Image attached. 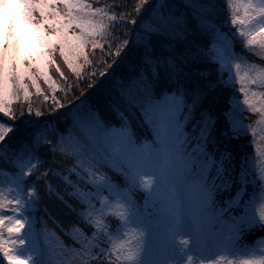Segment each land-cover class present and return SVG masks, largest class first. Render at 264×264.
Listing matches in <instances>:
<instances>
[{
    "label": "snow or ice",
    "instance_id": "obj_1",
    "mask_svg": "<svg viewBox=\"0 0 264 264\" xmlns=\"http://www.w3.org/2000/svg\"><path fill=\"white\" fill-rule=\"evenodd\" d=\"M18 4V18L0 20V162L9 177L0 186V264H51L23 252L21 234L24 212L51 218L50 200L83 226L68 233L79 264H264V148L256 147L257 177L236 105L225 102L218 114L203 107L229 83L227 72L264 125V92L251 87L264 88V68L245 58H264V0ZM89 45L98 59H89ZM30 89L47 107L33 109ZM98 95L116 97L119 124L101 117ZM131 118L149 127L151 143H138ZM108 171L123 177L122 188ZM250 186L258 197L246 198ZM141 189L138 206L132 194Z\"/></svg>",
    "mask_w": 264,
    "mask_h": 264
},
{
    "label": "trees",
    "instance_id": "obj_2",
    "mask_svg": "<svg viewBox=\"0 0 264 264\" xmlns=\"http://www.w3.org/2000/svg\"><path fill=\"white\" fill-rule=\"evenodd\" d=\"M89 4L93 6V8H99L103 7L105 4L111 3V0H88ZM127 2L131 5L137 2V0H127ZM239 2V0H238ZM241 12V10H240ZM240 12L238 15H240ZM229 19L228 16L225 14H221L220 17H218V20L220 22V26L223 31L229 34L231 37V33L229 32V24L225 23V21ZM242 38L237 37L235 40L233 46L237 52H242L244 49H242L241 44H242ZM86 51L89 54V59L90 60H95L100 57V50L96 49L93 50L91 46L89 45L86 48ZM249 54L245 52V58L251 62H254L256 59L254 57H248ZM57 63L60 65L62 71L65 74V77L68 79L69 82L75 80L74 74L67 68V65L64 64L63 59L60 57H56ZM90 65H86L84 71L87 72L89 69ZM217 68L219 67L218 65L216 66ZM50 75H52L53 79H55L58 83V86H65L64 80L59 76L58 73H56L54 68H50L49 70ZM83 76V73H82ZM230 74L225 72L223 74V78L226 81H229L226 85L223 86V90L217 89L215 92H211L208 94V96L205 98L203 107L207 108L210 112L214 114H218L220 111L223 110L225 102H227L229 108L231 109L232 105L240 99L242 96L238 89H239V84L238 83H233L229 79ZM41 87L45 92H48V86L44 84V82H41ZM33 95L31 96V102L33 104V109L37 107H47V104L44 102L42 96H37L34 94V91L32 92ZM51 95V93H48ZM57 98H59L63 93H61L59 90L56 93ZM87 95V93H86ZM83 97L78 98L77 100L73 101V104L79 103V100L82 99ZM110 101L112 102H118L115 96H105V95H98L97 97L94 98L93 103L95 107L99 110V113L101 117L111 123L114 124H119V118L117 116V113L113 111ZM250 117V116H248ZM132 119V128L135 133V136L137 138L138 142H141L142 140H151L153 139V135L149 127H147L145 124H143L142 121L136 119V118H131ZM71 122L69 121V124ZM247 137L245 138L244 142H246ZM235 143L233 142L232 145H229L230 148L235 147ZM249 153V150H246V154ZM51 159V157H49ZM7 170V166L3 165L2 162H0V177L4 176L3 172ZM114 182H120L121 185H123V177L118 173L114 172L113 176L109 175ZM9 178V177H8ZM135 196H138L140 202L145 198L144 193L141 191L137 190L135 191ZM138 192V194H137ZM44 207L48 209V212L51 214V221L50 223L54 225L57 229L58 232H61L63 237L65 236V233L70 232L71 229L73 228H81L83 229V226L79 223H76V218L74 216H69L65 214V211L62 210V205H60L59 201L55 200H50V201H45L44 202ZM29 214V213H28ZM38 214H41L43 218H47L48 216L45 215L43 211L38 210ZM49 218V217H48ZM1 259V257H0Z\"/></svg>",
    "mask_w": 264,
    "mask_h": 264
},
{
    "label": "rangeland",
    "instance_id": "obj_3",
    "mask_svg": "<svg viewBox=\"0 0 264 264\" xmlns=\"http://www.w3.org/2000/svg\"><path fill=\"white\" fill-rule=\"evenodd\" d=\"M5 2L6 0H4L3 3ZM84 2L89 3L88 0H84ZM243 2H246V0H239V3H243ZM239 16H241V18L243 17L242 8ZM0 20H3L2 12H0ZM78 31L79 30H77V32ZM234 51H236L235 48ZM56 57H60L58 52L56 54ZM248 57L249 58L254 57L256 59L254 62H251L246 59V62L250 66H253L255 68H264V58H260L255 55H249ZM232 75L234 76V70ZM42 81H43L42 79L39 81L40 84ZM251 87L252 90L254 91L264 92V88H260L256 85H253ZM33 91L34 89H30L31 93ZM235 105H236L235 111L237 117L242 121L244 126L248 129L246 142L254 141V143H251V146L248 148L249 153L247 155L249 157V170L258 177L260 160L258 154L256 153V147L257 145H259L261 148H264V143H261L260 141V136L264 134V125L258 123V121L260 120L259 114L252 113L243 104V96H241L240 99L236 101ZM253 130H255L257 133L256 137H252L251 133ZM143 141L145 140H142L141 142L138 143H142ZM146 141L151 143L153 139ZM113 173L114 172L112 171H108L107 174L113 176ZM3 175L4 176L0 177V186H2L4 182L8 179V176H5V172H3ZM114 184L122 188L124 186V181L122 183L123 185H121L120 182L117 183L114 182ZM139 191L144 193V195L146 196V193L142 189ZM135 193L136 192H134L132 195L137 205L143 206L145 202V198L140 202L138 196H135ZM105 195H107V193H105ZM258 196H259L258 190L254 191L250 186L247 191L246 198L251 199L253 197H258ZM148 211H151V209L149 208ZM23 215L27 220L24 229L21 230V234L25 237V245L24 248L22 249L23 252L27 254H33V258L35 260L46 259L50 261L51 264H79L78 247L73 246V240L71 239L70 235H68L69 232L65 233L64 234L65 236L63 237L62 236L63 234L61 232H58L56 227L50 223L51 219L48 217L43 218L41 214H38V211L24 212ZM45 229H47V235L45 233ZM72 230L73 229H71L70 232ZM85 234H87V232ZM6 235L7 234L5 233V236ZM250 240L251 243L255 242V238H250ZM38 251L42 252L43 256L41 257L36 256L35 253ZM4 264H6V262H4Z\"/></svg>",
    "mask_w": 264,
    "mask_h": 264
},
{
    "label": "clouds",
    "instance_id": "obj_4",
    "mask_svg": "<svg viewBox=\"0 0 264 264\" xmlns=\"http://www.w3.org/2000/svg\"><path fill=\"white\" fill-rule=\"evenodd\" d=\"M21 5L14 2V0H6L5 3L0 4V12L3 13V19L18 18L21 12Z\"/></svg>",
    "mask_w": 264,
    "mask_h": 264
}]
</instances>
